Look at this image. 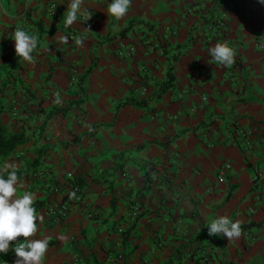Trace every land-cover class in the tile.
I'll return each instance as SVG.
<instances>
[{"label": "crops", "instance_id": "0c3cea01", "mask_svg": "<svg viewBox=\"0 0 264 264\" xmlns=\"http://www.w3.org/2000/svg\"><path fill=\"white\" fill-rule=\"evenodd\" d=\"M222 1H231L227 32L207 42ZM111 2L84 0L91 19L65 28L69 0H0V94L14 97L17 116L4 110L0 119L28 138L0 167L13 162L19 172L44 152L19 189L35 194L43 217L33 237L50 244L43 264H264V3L132 0L108 24ZM17 26L39 34L34 64L16 57ZM217 42L238 50L235 66L208 63ZM69 175L82 197L69 198ZM62 204L67 218L48 216ZM132 206L141 212L131 224ZM218 216L260 226L229 244L209 235Z\"/></svg>", "mask_w": 264, "mask_h": 264}, {"label": "clouds", "instance_id": "9594fccd", "mask_svg": "<svg viewBox=\"0 0 264 264\" xmlns=\"http://www.w3.org/2000/svg\"><path fill=\"white\" fill-rule=\"evenodd\" d=\"M260 2L264 3V0ZM131 4L132 0H112L108 3L106 10L108 24L113 19L122 20L128 14ZM83 5L84 0H69L62 21L65 28L76 23L81 15L91 19V13ZM85 29L91 32L90 28ZM57 37L62 43L68 42L67 37L60 34H57ZM12 40L15 42V54L18 60L34 64L33 52L40 43L38 32L17 26L12 33ZM75 44L82 46L84 38L76 37ZM208 55L211 58L208 63L211 65L231 68L236 61V50L227 42H217L209 49ZM53 103L57 105L62 103L59 93L54 94ZM20 188L17 165L13 162L5 163L0 167V253L6 255L13 250L16 256L15 264H43V258L48 252V240L33 239L38 232V222H41L43 217L36 213L35 194L31 191L20 192ZM69 198H75V192L70 193ZM207 227L210 236L225 237L229 244L238 240L243 234L241 222H233L227 216H218L211 220ZM21 237L23 242H19ZM13 243H15L14 249Z\"/></svg>", "mask_w": 264, "mask_h": 264}, {"label": "trees", "instance_id": "16d2710c", "mask_svg": "<svg viewBox=\"0 0 264 264\" xmlns=\"http://www.w3.org/2000/svg\"><path fill=\"white\" fill-rule=\"evenodd\" d=\"M131 25L124 29L121 32V36H126L127 32L130 31ZM92 71V68L89 69L87 73H90ZM174 81V78L171 74H169V81L168 84H166L161 91V94H163L166 90H168L171 86L170 84ZM82 101H79L77 103H73V105H80ZM128 103L133 104L134 106H142L146 104L145 100L141 101H127L126 103L122 104L126 105ZM3 113V110L0 109V116ZM56 113H54L55 115ZM53 116V115H52ZM28 143V138L26 136L25 132H11L9 131L5 126L2 125L1 119H0V166L2 163L19 147L24 146ZM44 155V152H39L38 157L30 164L25 165L19 172L18 175L20 176V181L24 179L25 177H28L30 172L35 169L37 166H39V163L41 161L42 156ZM6 178V174H5ZM74 185L79 188L78 195L82 197V188L81 186L75 181ZM43 206V205H42ZM41 208V206H40ZM260 224H251L246 225L242 227L243 230L259 227ZM15 256V253L13 250L9 251L6 255L0 253V264H3L5 262L11 261L13 257Z\"/></svg>", "mask_w": 264, "mask_h": 264}, {"label": "built area", "instance_id": "2783aa9c", "mask_svg": "<svg viewBox=\"0 0 264 264\" xmlns=\"http://www.w3.org/2000/svg\"><path fill=\"white\" fill-rule=\"evenodd\" d=\"M223 3V7H222V16L217 19L213 24L209 25L208 27V34H207V42H212L215 39H222L226 32H227V28H226V23L224 22V18L226 16V14L229 13L230 11V5H231V1H222ZM50 12L51 15H54V5H51L50 7ZM234 48V47H233ZM236 50V61L235 64L233 66L236 65V63L239 61L240 59V55L238 53V50L236 48H234ZM122 52H120V56L124 57L125 56V51L124 48L120 49ZM129 54H131L130 52H132V49L128 51ZM145 70V69H144ZM146 72V71H144ZM206 100V99H204ZM239 135H242V138L246 141L245 142V147H246V151L251 150V148L253 147V144L251 142H249V137L247 134L241 133ZM225 141L226 142H233L234 141V135L233 133L227 131L225 134ZM262 175V173L260 174ZM69 179L72 182L70 189L72 192H75V194L78 195L79 193V188L76 187V185H74V179L72 177V175H69ZM140 208L139 206H132V210L128 216V222L129 223H134L136 221V219L138 218V216L140 215ZM47 213L48 216L53 218V219H57V220H63L65 218H67V216L70 213V209L68 204H62L59 206H50L47 208ZM120 232H123V230H119ZM204 258V256H203ZM202 264H206V262L203 259V263Z\"/></svg>", "mask_w": 264, "mask_h": 264}, {"label": "rangeland", "instance_id": "374dc122", "mask_svg": "<svg viewBox=\"0 0 264 264\" xmlns=\"http://www.w3.org/2000/svg\"><path fill=\"white\" fill-rule=\"evenodd\" d=\"M14 99V97H12L11 95H1L0 94V109H2L3 110V112H4V110L6 111H8L9 112V115H10V117H12V118H15V117H17V116H15V117H13V114H15L16 112H11V110H14L16 107H14L15 105L13 104V100ZM20 108H22V107H20ZM19 108V109H20ZM37 135V137H39L38 135H39V133L38 132H33V131H31L30 133H29V136L28 137H35ZM49 246H50V244H48V250H49V252L51 251V249H49ZM49 252H47V253H49ZM81 258V257H80ZM80 258H76L75 259V263L76 264H85V262L83 261V260H80ZM45 260V257L43 258V261ZM3 264H5V263H3ZM14 264H15V262H14ZM65 264V263H64ZM88 264V263H87Z\"/></svg>", "mask_w": 264, "mask_h": 264}]
</instances>
